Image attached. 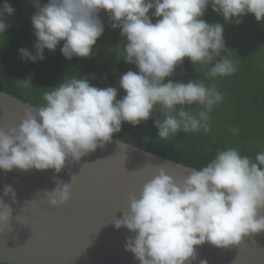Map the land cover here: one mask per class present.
Wrapping results in <instances>:
<instances>
[{
	"label": "clouds",
	"instance_id": "obj_1",
	"mask_svg": "<svg viewBox=\"0 0 264 264\" xmlns=\"http://www.w3.org/2000/svg\"><path fill=\"white\" fill-rule=\"evenodd\" d=\"M34 5L35 54L22 47L21 59L43 60L45 49L54 52L61 42L60 52L66 59L90 57L104 33L99 15L103 10L110 27L119 28L126 37L118 59L139 71L121 75L119 85L126 93L121 99L115 87L99 88L87 77L75 75L44 91L45 103L35 113L25 109L17 127L0 128V170L6 173L13 169L59 173L66 161L79 162L110 143L124 122L137 126L149 120L157 105L161 118L154 120V126L160 139L181 131L208 133L209 113L222 102L223 93L204 79L164 81L185 58L198 66L196 71L207 67L203 74L207 79L237 71L228 58L232 51L226 48L224 26L202 19L209 6L225 23L239 25L249 13L258 22L264 20V0H48L42 6L34 0ZM150 10H154L151 17ZM14 14L5 0L0 7V34L10 26L5 15ZM152 17L158 18L155 23ZM222 52L227 54L221 56ZM16 84L32 86L30 79ZM193 105L199 110H187ZM53 182L55 187L44 193L52 206L59 207L70 200L71 183L55 178ZM8 196L16 202L15 190L5 185L3 197ZM3 197L0 225L9 224L13 212ZM128 201L127 210L111 223L117 230L123 227L134 233L124 247L139 264H208L198 260L197 247L205 243L217 248L237 246L244 237L264 232V151L253 160L237 148L220 150L206 165L192 168L182 181L161 168Z\"/></svg>",
	"mask_w": 264,
	"mask_h": 264
},
{
	"label": "water",
	"instance_id": "obj_2",
	"mask_svg": "<svg viewBox=\"0 0 264 264\" xmlns=\"http://www.w3.org/2000/svg\"><path fill=\"white\" fill-rule=\"evenodd\" d=\"M29 108L35 113L38 106L0 89V128L17 127ZM161 168L182 181L193 167L112 137L79 162L66 161L59 173L0 170V197L5 185L16 193L15 203L3 197L13 212L9 224L0 225V264H139L124 247L134 233L117 230L111 221L127 210L129 195L138 196ZM53 178L71 183V198L59 207L44 193L55 187ZM197 253L208 264H264V232L228 248L205 243Z\"/></svg>",
	"mask_w": 264,
	"mask_h": 264
},
{
	"label": "trees",
	"instance_id": "obj_3",
	"mask_svg": "<svg viewBox=\"0 0 264 264\" xmlns=\"http://www.w3.org/2000/svg\"><path fill=\"white\" fill-rule=\"evenodd\" d=\"M10 1L15 9V14L8 16V29L12 30H8L4 35L0 34L1 90L40 107L45 103L44 91L75 75L77 78L87 77L91 85L99 88L115 87L118 92L117 99L126 95L119 85L121 75L129 70H139L135 65L126 63L122 57L118 59L119 50L127 43L119 28L114 29L116 65L113 68L105 64L97 65L94 60H86L87 58L74 56L70 60L66 59L60 52L63 42L54 52L45 49L43 60L32 62L21 59L19 49L27 47L35 54L33 44L36 38L31 17L37 9L33 0ZM152 11L154 10L149 12L150 17ZM105 13L102 10L100 14L103 22L109 20ZM208 15L205 13L202 19L206 21ZM156 19L158 18L152 17L153 23ZM242 22L243 26L233 33H223L226 48L232 51L228 58L234 62L237 69L233 75L207 79L203 75L207 67H199L196 71L198 66L185 58L183 64L176 67L174 75L164 81L166 83L171 79L186 83L204 79L207 85L215 84L217 90L223 93L222 102L209 113L211 130L208 133L203 130L196 133L181 131L167 140L160 139L154 126V120L161 118L157 105L149 120L142 121L137 126L124 122L121 131L113 137L193 168L206 165L218 151L229 147L237 148L241 155H247L254 160L257 153L264 151V29H258L264 22H258L250 13L243 16ZM245 39L248 40L244 42ZM226 54L222 52L221 56ZM26 79L31 80L32 86L25 88L16 84V81ZM221 79H231L234 83L243 85L245 91L236 92L234 85L220 84L218 80ZM235 104L239 106H231ZM187 110L195 112L199 107L193 105ZM234 129L238 131L234 132Z\"/></svg>",
	"mask_w": 264,
	"mask_h": 264
},
{
	"label": "rangeland",
	"instance_id": "obj_4",
	"mask_svg": "<svg viewBox=\"0 0 264 264\" xmlns=\"http://www.w3.org/2000/svg\"><path fill=\"white\" fill-rule=\"evenodd\" d=\"M4 2H5V0H0V7L3 6ZM47 2H48V0H39V4L41 6ZM8 3L11 4V6H12V3L10 0ZM33 4H34V0H33ZM205 13L207 15L209 14L206 21H208L210 24L217 23V22L221 23L224 26V32L227 31L229 33L230 32L233 33L235 30H237L238 28L243 26V22L240 23L239 25L235 24L234 22L225 23L223 17L221 15H219L218 13L213 12L211 7L208 10H206ZM100 14H101V12L99 13V15ZM105 14L107 15V13H105ZM5 17L8 18L7 15H5ZM7 18H6L5 22L9 24L10 19L8 18V20H7ZM241 19H243V17ZM261 22H264V20H261L260 23ZM103 23L105 25V29H104L105 32L103 33V35L105 37L104 38L100 37L97 40L96 44L93 46V54L90 57H88L86 60H94L97 65L100 64L103 66L105 64V65H110L111 68H113L116 65V53H115L116 50H114L116 48V45L114 44V38L116 37V34L114 33V29H112L110 27L111 22L109 20H107L106 22H103ZM258 29H264V25L261 27H258ZM8 30H12V29H7L6 32ZM247 40L248 39H245L244 42ZM218 81L220 84H224V85L232 84V85H234V91H236V92L245 91V87L243 85L236 84L231 79H229V80L221 79ZM231 106H239V105L235 104V105H231ZM253 107H256V106H253Z\"/></svg>",
	"mask_w": 264,
	"mask_h": 264
}]
</instances>
